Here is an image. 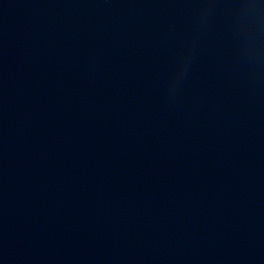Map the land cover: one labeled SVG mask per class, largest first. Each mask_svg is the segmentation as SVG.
Returning <instances> with one entry per match:
<instances>
[{
	"label": "clouds",
	"instance_id": "1",
	"mask_svg": "<svg viewBox=\"0 0 264 264\" xmlns=\"http://www.w3.org/2000/svg\"><path fill=\"white\" fill-rule=\"evenodd\" d=\"M196 2L200 5L198 13H207L211 9V6L216 3V0H196ZM235 2L241 6V16H246L248 18L247 26L250 31L255 34L257 40H259L261 36H264V14H262L258 8L255 10H249L247 8L248 5H257L258 0H235ZM194 50V45L189 46L184 56L185 75H187V71L190 69ZM251 55L254 60L259 63L264 53L261 52L257 45V47L253 49Z\"/></svg>",
	"mask_w": 264,
	"mask_h": 264
}]
</instances>
